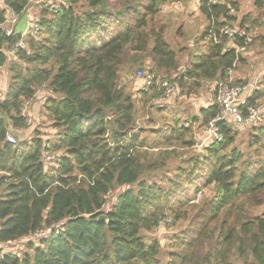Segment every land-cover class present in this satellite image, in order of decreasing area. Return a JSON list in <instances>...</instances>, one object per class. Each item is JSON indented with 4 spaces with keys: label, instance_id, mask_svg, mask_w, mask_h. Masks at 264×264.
Segmentation results:
<instances>
[{
    "label": "trees",
    "instance_id": "obj_1",
    "mask_svg": "<svg viewBox=\"0 0 264 264\" xmlns=\"http://www.w3.org/2000/svg\"><path fill=\"white\" fill-rule=\"evenodd\" d=\"M189 1L66 0L40 10L34 37L1 30L5 15L22 17L29 0L0 1V67L5 70L0 75L6 79L0 91V264H162L160 242H147L144 233L155 231L168 212L174 223L188 220V225L173 235L167 264H264V128L249 135L244 156L235 146L241 129L225 122L222 142L182 161L175 149L196 145L193 124L206 128L217 114L216 101L186 128L175 119L145 131L137 125L134 102L148 110L161 90L154 87L136 100L120 83V76L128 75L141 84L136 92L141 93L134 72L148 63L149 73L171 77L176 94L190 97L202 84L224 81L243 59L228 43L204 45L211 29L227 23L245 28L247 51L264 40L248 32L262 27L264 0H255L256 17L239 21L225 17L235 9L233 0L210 7L201 0L206 24L193 49L179 50L187 58L180 72L165 29L153 23L166 3ZM20 40L25 48L14 60L8 52ZM41 88L48 93L42 99L48 132L39 128L41 122L28 126L23 114ZM258 94L247 100L249 106L256 107ZM9 129L15 144L6 141ZM46 152L55 155L50 167L42 164ZM175 157L182 166L174 169L165 190L152 180L167 172L166 162ZM207 186L214 188L212 198L188 207ZM189 188L192 196L186 195ZM257 209L263 212L256 215ZM55 224L61 226L58 234L26 243L25 251L4 249L7 242H15L12 248Z\"/></svg>",
    "mask_w": 264,
    "mask_h": 264
},
{
    "label": "rangeland",
    "instance_id": "obj_2",
    "mask_svg": "<svg viewBox=\"0 0 264 264\" xmlns=\"http://www.w3.org/2000/svg\"><path fill=\"white\" fill-rule=\"evenodd\" d=\"M35 1L36 0H29V3H30L29 4L30 5L29 14L32 15V18L34 20L38 19L39 12L42 8L48 7V6H51V7L59 6L58 0H41L43 3L40 5L33 4V2ZM239 1H240L239 6L241 4V7L247 10L249 6H251V4H248V3L251 2L252 0H242V1L239 0ZM192 9H193L192 7L184 3L168 2L166 3V5H164L159 15L154 18V23H153V26L156 29H158L160 26H162L165 29L166 42L178 54L180 64L182 65L180 72L184 70L187 60H186V56L184 57V55L182 56L180 55L179 50L180 49L191 50L192 49V47H190L191 44H193L195 39L198 38V36L200 35L199 32L202 30L200 29L201 24H202L199 18L200 16L196 17ZM253 14H255V10ZM27 16L28 14L26 13V15L18 19L13 29L15 32L18 30L21 31L23 29V26L24 27L26 26ZM248 32L251 36L253 35L254 38L259 37V36L264 37V20L262 22V27L260 26L257 29L250 28ZM189 42H192V43H189ZM249 49L252 52V55L253 57H255V59L254 61H251L253 68H251L250 71L248 70V72H252L254 69L257 70V73H256L257 78L255 81V85L256 87H259L260 81L264 76V67L262 68L260 67L262 63V59L264 57V55L261 54L260 52H262V49H264V46L260 47L258 46V42H255L251 45V47H249ZM257 53H258V56H256ZM243 59H246V58H243ZM243 59H241L239 62H242ZM147 64L148 63H146L144 68L140 70L146 73H149V68L151 66L150 64L149 65ZM147 66H150V67L147 68ZM138 71L139 70L134 72L135 77ZM243 71L247 72L246 70H244V68H241V65L239 63L237 64L236 69L234 68V70L232 71L233 77L234 76L237 77L236 75L240 74L239 76L240 80H238L240 84L247 83V78H242ZM1 73L2 72H0V74ZM120 83H121V86H124V85L127 86V90L132 93L133 97L136 98V100L137 99L140 100L142 98V97L140 98L139 92L136 93L139 90L141 84L135 83L132 77L130 79L128 75L123 74L120 76ZM4 84H6V79L2 80L0 78V88H3ZM210 85L202 84V87L196 92V94L192 95L194 99H191V100H190V98H192L191 96L186 97V99H184L182 97L185 95H181V94L179 95L175 94L172 97V101L170 102L171 104L170 103L158 104L154 100V102H150L152 106L148 110L142 109L143 103L134 102L135 107H136V112H137L136 120H137L138 127H140L141 129L145 131H150V130L155 131L157 129H160L162 126H164L165 123L170 124L171 121H174L175 119H178L181 122L186 117V114L185 116L182 115L183 106L190 105L192 104L193 101H195L197 104L193 102V105H196V107L195 106L194 107L198 109L199 108L198 105L204 106L206 102L209 103V101H212V96L210 95V90H209V88L211 87ZM204 86L206 87L204 88ZM38 105L39 104L36 102L28 103L25 106V108H23V113L24 115H26L27 117L31 119V126L33 124L37 126L41 122L39 128L42 129V131L48 132V129H50L51 126L49 122L45 119V117L43 116L41 109L40 110L38 109ZM256 107L259 108L260 111L262 112V110H264V99L256 103ZM193 111L194 113L197 112L195 110ZM32 114H34L35 117ZM34 119H37V121ZM193 128L196 129L195 133H197V135L195 136L196 145L191 149H180V148L175 149V152L177 153V155L179 157L180 156L182 157L181 159L182 161L187 160V158L189 159L191 155L201 153L203 148L207 146L209 143L207 142L205 143V145L199 144L200 142H203V140L205 139V132H204L205 128L198 129V127L196 128L195 125L193 126ZM259 128H264V113H261L259 120L257 121L256 125L253 128L252 127L245 128V129L236 128V129H241V130H237V138H236L235 146H237L238 150L244 156H246L248 153V151L246 150V147H247V140L249 138V135L252 133H256L254 131L258 130ZM11 135L15 136L16 134L14 131H12ZM163 150H165V148H160V151H163ZM179 157H175L172 160L167 161L166 164L169 167H167L166 169H168V171L157 174L153 178L152 181L157 182V184L160 187H163L165 190H167L169 186L171 185V179H174V169L176 167L182 166V164H180V162L178 161ZM214 193L215 191H214L213 186L203 187L201 192L198 195H196V197L194 198V200L190 202L189 204L190 206L188 207L191 208L192 206H195V207L201 206L202 204L209 201L214 195ZM186 195L188 196L193 195L192 188H189L186 190ZM115 198L116 196H112L110 198V202L112 203L115 200ZM188 211H189L188 213H191V209L188 208ZM195 211H197V209L192 210V212H195ZM262 212H263V209H257L254 211L256 215H260ZM173 217L174 215L171 214L170 212L166 213L163 219L161 220L159 227L155 231L151 233H144V235H146L147 242H150L153 240L160 242L161 244L160 261L162 264H167L169 261L167 254L170 250H172L171 248V243L173 241L172 237L177 235L181 230H183L188 225V220L187 221L179 220L174 223ZM24 245L25 243H19L12 248H9V247L5 248V250L7 251L11 249V252L13 253H20V251H25Z\"/></svg>",
    "mask_w": 264,
    "mask_h": 264
},
{
    "label": "built area",
    "instance_id": "obj_3",
    "mask_svg": "<svg viewBox=\"0 0 264 264\" xmlns=\"http://www.w3.org/2000/svg\"><path fill=\"white\" fill-rule=\"evenodd\" d=\"M66 0H58L59 4L64 3ZM225 0H208V6H216L224 2ZM43 2L41 0H36L33 2L35 5H40ZM23 12V15L28 14L27 24L25 29L22 31L21 36L25 37L27 35L36 36L40 31L39 24L32 18L30 13L29 5ZM50 9H55V7L48 6ZM235 16V9L229 8L227 13L225 14L226 19H232ZM20 17L14 13H8L5 15V20L3 25L1 26V30L7 35L10 36L14 33V26L17 23ZM214 18H211V26L213 28ZM213 42L214 44H219L225 42V44H231L234 46L235 57H239L246 52L247 47L249 45L248 34L244 29L239 28L238 26H234L232 24L223 25L218 31L211 29L209 31V35L204 38V43ZM25 48V44L22 40H20L9 52L8 55L16 60L17 53L20 50ZM237 59V58H236ZM237 62V60H236ZM2 71V66L0 67V72ZM232 71L230 70L228 73V77L224 81L214 82L213 89L215 92V101L217 104V114L216 116L207 124L204 132L205 139L203 142H200V145H205V143L209 142H222L224 139V135L221 131V125L225 122H228L236 128H250L254 125V123L259 119L261 115V111L259 108L254 106H249L247 104V100L253 95L256 91L255 83L249 84H234V79L232 77ZM136 79L140 80L143 87L142 92L139 93L140 98L143 95H149L151 90L154 87H159L161 90L160 95L156 102L158 104H168L170 103L172 97L178 93V88L175 84L170 82V78L164 75L159 77L153 73H146L144 71L139 70L136 74ZM39 89L37 90L38 94ZM36 97V95H35ZM34 97V98H35ZM28 103H25V106ZM24 114V113H23ZM27 125H31V119L27 117ZM179 127H188L187 123L179 125ZM11 131L9 130L6 141L10 144H15L17 139L15 136L11 135ZM208 143V144H209ZM55 161V155L49 152H46L43 159L42 164L45 167H50ZM60 225L55 224L47 227L45 229L37 230L32 235L28 236L20 240L19 243H38L39 241L48 238L53 234H58L60 232ZM15 242H7L4 245V249L10 246H13ZM7 253V252H3ZM12 254H16L11 252Z\"/></svg>",
    "mask_w": 264,
    "mask_h": 264
},
{
    "label": "crops",
    "instance_id": "obj_4",
    "mask_svg": "<svg viewBox=\"0 0 264 264\" xmlns=\"http://www.w3.org/2000/svg\"><path fill=\"white\" fill-rule=\"evenodd\" d=\"M200 1L201 0H190L188 3H187V5L188 6H190V7H192L193 9V12H194V14L196 15V17H198V16H200L199 18H200V20H201V27H200V29H203L204 28V26H205V20H204V18L202 17V15H200V13H199V5H200ZM234 2H235V16L233 17V18H236L238 21L239 20H241V19H243L245 16H247V15H250V16H254V17H256L257 16V14H258V12L256 11V9H255V7H254V3H255V0H252L251 2H249L248 4H251V6H249V8L247 9V10H245V9H243V7H241V4H240V6H239V3H240V1L239 0H233ZM242 1V0H241ZM254 10H255V14H253V12H254ZM24 16V15H23ZM22 16V17H23ZM232 25H234V24H232ZM234 26H238L237 24H235ZM239 27V26H238ZM24 26H23V29L22 30H24ZM14 29V28H13ZM21 30V31H22ZM21 31H14V33L15 34H21L22 32ZM202 31V30H201ZM201 31L199 32V34H201ZM21 32V33H20ZM189 43H192V42H189ZM204 45H205V43H203ZM194 45V43L193 44H191V46L190 47H192ZM228 45V47H232V45L231 44H227ZM201 46H202V44H201ZM258 46H260V47H263L264 46V40L261 42V40H259V42H258ZM193 48H194V46H193ZM192 48V49H193ZM263 50L264 49H262V52H260L261 54H263L264 55V52H263ZM247 51V50H246ZM247 53V55H245V54H242L243 55V58H246V59H243V61L242 62H240L239 64L241 65V68H244V70H246L247 72H245V71H243V75H242V78H247V83L246 84H249V83H255V81H256V73H257V70L256 69H254L252 72H248V70L250 71L251 70V68H253V66H252V64H251V61H254V59H255V57H253V55H252V52L250 51V49H248V51L246 52ZM241 55V56H242ZM240 56V55H239ZM245 56V57H244ZM256 56H258V53L256 54ZM252 59V60H251ZM186 60H187V58H186ZM258 63V62H257ZM259 65V64H258ZM236 66H237V64H236ZM236 66L234 67L235 69H236ZM260 67L262 68V67H264V57H263V59H262V63H261V65H260ZM234 68H233V70H234ZM4 67H2V71L1 72H3L4 70ZM181 70V69H180ZM236 75V74H235ZM237 77H233V79L235 80V79H237V80H235V81H238V80H240V74H237L236 75ZM239 77V78H238ZM1 78V77H0ZM210 85L211 87L209 88V90H210V95L212 96V101H209V103H207L206 102V104L204 105V106H201V105H198L199 106V108L198 109H196L195 107H196V105H193V102H195V101H193L192 102V104H190V105H187V106H183V109H182V115H184L185 116V114H186V117H185V119H183L181 122H180V125L181 124H184V123H190L191 122V120L193 119V118H199L200 120H201V118H200V114H199V111L200 110H204V109H208L209 107H211V106H213L214 105V103H215V93H214V89H213V83H205L204 85ZM206 86H204V88H205ZM5 89H6V84H4V87L3 88H0V90H1V92H4L5 91ZM256 91H258L259 92V94H258V96H259V99L256 101V103H258V102H260L262 99H264V76H263V78L261 79V81H260V84H259V87H256ZM255 91V92H256ZM254 92V93H255ZM47 92L45 91V88H41V89H39V92H38V94H36V97L34 98V100L33 101H31V102H36V103H38L39 105H38V109L40 110L41 109V112H42V102H43V100H42V98L43 97H46L47 96ZM210 96V97H211ZM182 97V96H181ZM192 97V96H191ZM182 98H184V99H186V97H182ZM191 99H194V97H192V98H190V100ZM171 101H172V99H171ZM170 101V102H171ZM171 104V103H170ZM195 104H197L196 102H195ZM195 106V107H194ZM193 110H195V111H197L196 113H194V111ZM192 111H193V113H192ZM261 113H264V110H262V112ZM33 116H34V114H32ZM35 117V116H34ZM34 120H37V119H34ZM193 124V123H192ZM195 125V127L197 128L198 127V125L197 124H193V126ZM11 132L13 131L12 129H9ZM30 133V132H29ZM24 135H25V137H28L29 135H28V131H26L25 133H23ZM24 135H23V137H24ZM196 135H197V133H196Z\"/></svg>",
    "mask_w": 264,
    "mask_h": 264
},
{
    "label": "water",
    "instance_id": "obj_5",
    "mask_svg": "<svg viewBox=\"0 0 264 264\" xmlns=\"http://www.w3.org/2000/svg\"><path fill=\"white\" fill-rule=\"evenodd\" d=\"M106 218L104 216H100L99 220H105Z\"/></svg>",
    "mask_w": 264,
    "mask_h": 264
}]
</instances>
